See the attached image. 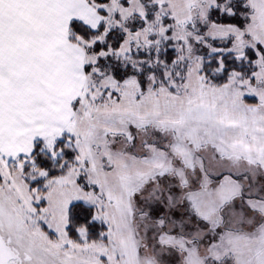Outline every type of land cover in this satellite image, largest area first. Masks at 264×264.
<instances>
[{"label": "snow or ice", "instance_id": "obj_1", "mask_svg": "<svg viewBox=\"0 0 264 264\" xmlns=\"http://www.w3.org/2000/svg\"><path fill=\"white\" fill-rule=\"evenodd\" d=\"M0 264H264V0H0Z\"/></svg>", "mask_w": 264, "mask_h": 264}]
</instances>
